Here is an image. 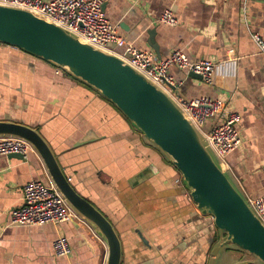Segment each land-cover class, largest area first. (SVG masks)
Instances as JSON below:
<instances>
[{
  "label": "crops",
  "instance_id": "1",
  "mask_svg": "<svg viewBox=\"0 0 264 264\" xmlns=\"http://www.w3.org/2000/svg\"><path fill=\"white\" fill-rule=\"evenodd\" d=\"M106 17L140 50L163 59L180 50L190 60L216 63L214 83L173 65L169 74L189 99L220 98L241 114V146L226 170L246 198L264 193V55L250 33H264V0H106ZM171 9L177 25L159 22ZM157 46V47H156ZM114 47V45H113ZM119 54L124 47H115ZM0 120L37 128L75 189L113 223L121 264H208L219 230L193 202L171 161L99 91L44 59L0 43ZM217 118L206 120L211 130ZM84 141V142H83ZM52 184L33 148L24 158L0 156V264H106L108 248L83 219L14 225L23 186ZM65 236L70 256L53 243ZM227 250V251H226ZM226 251V252H225ZM220 264H255L257 257L229 245Z\"/></svg>",
  "mask_w": 264,
  "mask_h": 264
},
{
  "label": "water",
  "instance_id": "2",
  "mask_svg": "<svg viewBox=\"0 0 264 264\" xmlns=\"http://www.w3.org/2000/svg\"><path fill=\"white\" fill-rule=\"evenodd\" d=\"M0 43L40 57L99 91L164 153L182 175L198 210L212 216L219 230L215 256L208 264H220L221 253L229 245L264 264V223L204 136L165 90L116 53L83 42L64 27L26 9L0 4ZM191 75L202 78L194 72ZM169 86L180 98L190 100L177 85ZM0 137L31 143L69 206L104 239L106 264H121L123 247L115 226L75 189L41 132L19 121L0 120Z\"/></svg>",
  "mask_w": 264,
  "mask_h": 264
},
{
  "label": "built area",
  "instance_id": "3",
  "mask_svg": "<svg viewBox=\"0 0 264 264\" xmlns=\"http://www.w3.org/2000/svg\"><path fill=\"white\" fill-rule=\"evenodd\" d=\"M106 0H0V4L26 9L39 17L52 21L77 35L81 41L116 53L151 81L165 90L179 105L184 115L201 132L221 164L226 166V156L238 149L242 143L239 130L241 114L233 110L220 98L200 96L188 101L180 98L169 85H177L169 74V68L176 65L189 72L202 76L208 83H214L216 63L210 59L190 60L180 50L169 57L159 59L150 50H140L129 44L119 33L118 26L111 23L104 12ZM248 1V0H245ZM159 22L177 25L179 19L171 9H166ZM252 40L264 55V33L251 32ZM114 45V47H113ZM115 47H124L125 53L119 54ZM56 74L65 71L55 66ZM178 86V85H177ZM216 117L217 123L206 131L203 128L207 119ZM33 149L30 142L16 137H0V156L22 154L24 157ZM70 181L71 178H68ZM252 209L264 223V193L257 198H247ZM79 215L69 206L55 185H47L32 180L23 186V203L11 211L14 225H44L62 223ZM57 256H70L72 246L65 236H59L53 243Z\"/></svg>",
  "mask_w": 264,
  "mask_h": 264
},
{
  "label": "rangeland",
  "instance_id": "4",
  "mask_svg": "<svg viewBox=\"0 0 264 264\" xmlns=\"http://www.w3.org/2000/svg\"><path fill=\"white\" fill-rule=\"evenodd\" d=\"M226 251H227V250H226ZM226 251H225V252H226ZM232 255H233V254H232L231 252H229L228 254L225 253L224 256H222V257L220 258V261H221V262H227V260H229V259L231 258ZM255 264H263V263L261 262V260H257V262H256Z\"/></svg>",
  "mask_w": 264,
  "mask_h": 264
}]
</instances>
